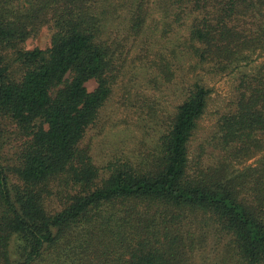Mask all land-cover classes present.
<instances>
[{
	"label": "trees",
	"instance_id": "trees-1",
	"mask_svg": "<svg viewBox=\"0 0 264 264\" xmlns=\"http://www.w3.org/2000/svg\"><path fill=\"white\" fill-rule=\"evenodd\" d=\"M184 1L205 14L188 54L239 77L210 154L190 151L212 93L198 79L153 147L102 177L83 141L128 34L148 19L143 1L112 38L111 0H0V140L11 128L22 141L12 163L0 144V264H264V60L253 58L264 53V0ZM44 26L51 46L26 49Z\"/></svg>",
	"mask_w": 264,
	"mask_h": 264
},
{
	"label": "rangeland",
	"instance_id": "rangeland-1",
	"mask_svg": "<svg viewBox=\"0 0 264 264\" xmlns=\"http://www.w3.org/2000/svg\"><path fill=\"white\" fill-rule=\"evenodd\" d=\"M25 1V0H23ZM143 1L148 19L143 29L128 34L123 46L126 63L113 86V92L101 109L98 119L86 132L83 144L88 146L94 163L102 177L108 173L112 161L125 157H140L156 143L160 131L169 123L175 106L184 98L193 82L201 79L212 89L209 106L199 122L197 133L191 142V157L198 158L206 150L210 136L215 130L218 117L231 108L236 95V74L218 72L213 63H199L188 54L191 50L192 26L204 12L184 0H111V15L118 18V27L111 28L110 37L124 33L125 17ZM133 13V12H132ZM241 30L249 29L251 21L243 18ZM54 29L42 27L29 37L26 49H46L52 44ZM264 53L257 51L253 58L257 63L264 60ZM97 81H88V90L95 89ZM4 137V138H3ZM0 140L1 153L6 163H12L21 145V138L9 128ZM128 158V157H127ZM206 160L208 156L204 157ZM257 157L245 164H254ZM241 166V165H240ZM60 196L54 194L49 200L51 207L60 205Z\"/></svg>",
	"mask_w": 264,
	"mask_h": 264
}]
</instances>
